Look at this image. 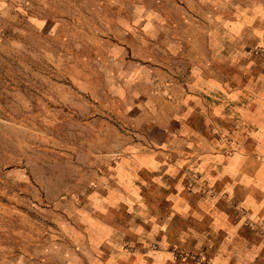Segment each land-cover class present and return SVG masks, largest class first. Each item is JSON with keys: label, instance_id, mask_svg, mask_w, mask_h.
<instances>
[{"label": "crops", "instance_id": "obj_1", "mask_svg": "<svg viewBox=\"0 0 264 264\" xmlns=\"http://www.w3.org/2000/svg\"><path fill=\"white\" fill-rule=\"evenodd\" d=\"M16 9L0 0L8 38L46 27ZM113 27L105 84L92 66L63 90L81 127L105 92L130 137L62 202L61 264H264V0H134Z\"/></svg>", "mask_w": 264, "mask_h": 264}, {"label": "rangeland", "instance_id": "obj_2", "mask_svg": "<svg viewBox=\"0 0 264 264\" xmlns=\"http://www.w3.org/2000/svg\"><path fill=\"white\" fill-rule=\"evenodd\" d=\"M133 1L17 0L20 19L46 27L32 34L22 23L10 38L11 28H0V264H61L62 202L85 195L124 152L126 109L105 92L95 107L83 95L82 127L75 125L63 87L92 66L105 84L102 41ZM62 18L71 22L63 31ZM80 127L82 151H62Z\"/></svg>", "mask_w": 264, "mask_h": 264}]
</instances>
